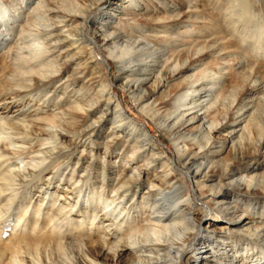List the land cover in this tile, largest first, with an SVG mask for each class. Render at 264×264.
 Listing matches in <instances>:
<instances>
[{"label":"rangeland","instance_id":"rangeland-1","mask_svg":"<svg viewBox=\"0 0 264 264\" xmlns=\"http://www.w3.org/2000/svg\"><path fill=\"white\" fill-rule=\"evenodd\" d=\"M40 1L29 0V3L26 5L24 3L21 4L19 0L13 1L15 8L13 7L14 9L12 11H14L13 15L15 18L10 19L13 21L14 27H12L9 35H5L4 32L3 34L5 36L1 35L4 41L0 43V92L4 86L3 82L6 81L3 78L2 69L13 62L10 58L14 56L15 52H23L24 54L25 50H27L26 48H28L30 50L32 49V54H35L34 52H37V49L42 50L45 48L49 52L43 55L39 61H42L40 64L48 61L53 66V69H55V66L59 68L64 65L65 67L60 72L51 73V76H54L55 79L47 88L20 101L7 104V108H4L5 104H1V102H9L11 95H0V124L3 121L16 122L20 120L18 127H13L0 133V144L5 147L2 139L6 138L5 136L8 134L14 137L19 136L22 129L23 133L29 135H31V131L37 134L40 130H48L54 124V120H56L54 117L60 118L61 116L60 119L67 118L69 116L67 114L69 113L68 110L77 113L78 119L76 120H79V122L76 129H67L68 131L66 129H58L55 131L56 136L51 137L50 140L35 138L31 142L28 140L27 143L19 145L20 148H23L24 152H28L26 156H31L34 161L38 158V150L53 148L55 152L58 150L63 151L67 153L66 155L68 157L63 159V161L61 160L60 164H57V161H53V164L44 167L47 163L46 161L42 165L44 168H41L42 166L39 168L30 166L29 157L23 158L17 157V155L12 156L11 154L2 156L3 159L7 160L8 166L5 169H0V178L11 177L15 172L31 169L33 174L38 175V179L36 177L34 183L26 190L24 188L20 189V185H18L20 184V180L18 178L13 181L14 185L12 187H9L11 185L10 180H4L5 186L8 189L0 195V213L9 211V217L0 219V243L5 244V242L12 240L11 238L13 237L10 235L13 229L12 226L17 223L20 211L25 206H29L30 208L28 211L29 214L23 218L22 224L27 220L30 221V219L33 220L39 216L41 221L38 230H46L47 232L48 229L49 234L52 231L53 222L58 218L57 222H59L60 218H62L61 215H58L59 209H63L66 212L71 205L72 210L69 215L67 214L69 220L67 218L58 225L64 233L67 230H76L75 228L77 227L80 230L76 232L77 234L75 236H70L71 238L68 236L69 239H72V243L75 244L70 250L71 253L66 249L46 250L43 253L41 252L42 250H39L36 253L34 262H37V264H76L73 255L79 254L78 257L84 259V253L81 251V245L76 248V239L74 237L81 234L79 236V241H81L86 239L87 235H93L95 233L93 240H97L98 236L105 238L101 233L102 229L111 228L110 232L115 229L113 228L115 224L112 227L104 225L106 218H102V214L111 213L112 216L117 217V221L122 216H128L127 222L123 223L121 227H117L120 233L126 230L128 233H132L137 224L142 226V228H148L149 224L155 226L157 223L156 220H154L155 223H149L154 216H163L174 210H178L177 214L184 212L187 208V197L184 195L186 188H188L192 197L188 207L203 208L206 212L203 216H200L194 209H190L189 214L185 216V218L189 217L192 220L199 219L200 222L197 231L193 234L191 242L183 251L181 264H202L201 262L205 264H219V261H222L219 257L232 254V251H229L230 246H228L226 240L221 241V238H219V236H223V233H221L223 230L226 232H237L247 237H255L259 229H247L249 224L246 223L248 220L246 219L245 213L240 216L241 211H236L232 217L225 216L224 214H216L218 206L224 207L226 203L231 204L235 198L229 197L223 201L224 204L217 202L214 205L197 200V192L200 188L197 185L202 181L205 185L214 184V182L208 181L209 179H203L202 177L196 181L185 167L184 169L180 167L181 159L178 157L181 151L195 148L192 145V141L185 140L184 142L182 136H202L203 131L209 140L203 142L200 151H209V153L206 157L201 155L197 159V164H200L201 167L207 165L215 167L224 161L223 158L229 159L233 155H236L235 147L242 146V141L240 142L236 138V135L242 132L245 141L247 139L248 142H251L255 146L257 158L249 162L245 169L237 173L238 176L236 175L235 178H240L242 183L241 190H246L245 182L249 181V176L257 171L260 173L264 172V142L262 141V134H257L255 138H252L246 129L247 117L252 114L249 108L254 102L262 99L264 94V69L261 68L262 73L258 74L259 79L262 81L261 86L259 85L260 88L244 99V103L248 107L232 116L233 125L226 124L228 122V116L225 113L237 103L235 101L236 96L221 97L219 93L221 86L225 83L224 80L230 77V73L248 71L256 66L257 57L261 56L262 51H264L263 48L259 44L253 45V43L246 47L247 52L240 48L223 49L221 47L223 42L221 36L217 33H212L215 25L220 22V18H217V15H213L211 12V9L216 6L214 4H217L216 1L218 2L219 0H101L88 16L86 30L87 41L80 45L76 42L73 45V49V46L71 47L70 45L71 42H68L69 38L64 44L53 47L54 43L48 41L49 39H46L43 33H41L40 38H38L39 36H35L36 32L40 33L41 30L45 29L47 32L49 30V28L42 25L45 19H48L47 12L44 11L47 8L42 6L38 11L35 10L36 12L33 11V13H30L29 6L38 5ZM91 1L73 0V3L82 7L83 4H89L88 2ZM210 3L213 4L212 7ZM154 4L157 6L154 7ZM234 4L236 5L237 1H234ZM251 4L252 8L250 10L252 14L259 12L258 16L263 18L264 0H253ZM3 8L4 0H0V11ZM170 14L177 16L176 24L168 22L169 19H165L166 21L163 20L165 23L160 21L159 18L163 19L166 15L168 16ZM31 17H40V20L37 19L34 20V24L31 23L34 25H32L33 27L27 24V20ZM151 18L153 22L159 19L161 23L158 24L161 26H147L145 23ZM70 23H60V26H62L59 32L62 31L60 33L62 36L58 40L67 36L69 31L71 32V30L78 28L76 22ZM164 25H168V28L166 29ZM40 28L41 30L39 32L38 29ZM25 29L30 30L31 37L26 38L23 43L20 40V35L17 33ZM93 29L98 30L93 34V38L96 41H93L89 37L93 33ZM111 31H113V34L109 38L113 37V35L117 36V38L122 35L118 38V44L120 46L135 41L134 47L143 46L145 49H154L156 51L155 56H143L139 58L141 64L151 67L156 66L155 64H161L164 68H178L180 64L184 67L188 65L189 59L187 56H184L183 60H178L175 55L177 51L188 50V55H192L196 59L199 56L197 52L201 48L203 49L202 52H205V45L212 46V49L209 48L210 52L202 56L203 58H200V60L196 59V62L194 61L193 65L187 71L183 72L182 75L179 74L165 82L164 87L159 89L158 92H153L152 90V75L147 76L148 79L141 86L149 92V95L147 99L138 103L131 96L128 90L129 86H125V83H122L123 81L117 78V67L120 66V63H117L114 60L115 58L112 57L117 50L115 49L114 52L110 53L111 45L103 46L99 42L104 34H109ZM251 35L254 37L256 33ZM160 36H162L161 40L163 42L159 41ZM261 36L264 37V30L261 32ZM111 41L112 39L109 40V43ZM84 45H87V48L95 46V54L100 58V61L106 60V63L103 61V64L107 68L105 71L106 83L110 86L112 93L105 91L101 98L97 94L101 87L96 84L91 86V82L88 81L91 70L89 69L88 71L86 68L87 64H85V60L75 57L71 59V56L76 53L79 56L77 51L79 47ZM217 47H219L218 50H215ZM255 49L256 53L253 52ZM136 59L135 55H127L125 56L123 64L132 65ZM43 68L45 67L38 66L35 69L39 70L38 74L47 73L45 70H42ZM99 70V68L93 69L95 76L99 75V73H96ZM125 73L129 75L128 77H131L130 72L126 71ZM126 74H122V76L124 77ZM33 75L36 74L29 72V77ZM204 75L205 80L209 81L206 87L187 90L188 95L196 100L195 104H187L186 107L172 114L164 124L155 120L157 116L167 115L170 107L162 103L178 91L182 84L184 85L186 82L193 81ZM34 81L35 79L32 78V82ZM16 89L28 92L25 88L17 87ZM111 94L115 95L113 97L117 99L115 103L118 102L120 104L122 110L120 109L119 113L122 114L121 118H125L126 122L119 121L121 119H119L120 117L116 113L119 107L115 108V103L109 105V108L105 106L104 99L112 96ZM75 98L84 100L82 102V109H71V106H73L72 102ZM183 103V100L175 102L176 105ZM84 104H87V106ZM114 108L116 110L113 113ZM86 109H89V111ZM217 109L222 112L219 117L217 115ZM247 109L250 111H246ZM191 117L192 119L188 121ZM95 121L98 122L95 123ZM128 121L136 123L135 126H130ZM172 122L177 123V125L175 124L172 129L167 130V124ZM180 122L183 124L178 125ZM92 123H95L94 130L92 127H87ZM140 128L148 134L149 142L144 140L146 136L143 137L141 135ZM114 138L116 139L113 141ZM50 141H53V143ZM211 143H214L212 145L213 147H210ZM150 144H153V150H149L148 147ZM4 151L9 152V150ZM154 152L161 154V158L163 157L161 162H175L171 173L177 174L182 178L181 185L179 187L175 185L172 188V190L179 188V191H181V196L177 198V203L174 206H169L171 199L163 194L167 191V184H163L159 180V178H162L160 176H162V170H164L165 165H161L160 161L158 164L153 158L151 160L149 159L151 156L154 157ZM210 159L213 161L212 165L209 163ZM144 163L148 165L145 166ZM133 174L140 181L139 185L135 187L129 183L134 177ZM121 182L125 184L124 187L118 191H113L120 186ZM74 187H76L77 191L72 194L69 190ZM250 188H248V192ZM126 189L128 192L124 191ZM149 193L153 195L149 197L150 200L146 203L147 198L145 199V197ZM66 195L68 198L65 197ZM13 197L15 198L13 199ZM238 199H242L243 201L245 198L243 195H240ZM155 200H165L166 204L163 206L168 208H163L159 212H156L155 207H153ZM94 205L97 206V217L93 224H88L90 221L87 219H90L92 213L91 207ZM52 218L53 221L50 223ZM82 220L83 223L80 224ZM66 221H68L67 225L65 224ZM51 225L52 227H50ZM91 225L92 230L90 229ZM31 226L32 224L27 226L25 232H29L27 230ZM221 227L222 231L219 233ZM153 229L156 230L155 227ZM45 233L42 234L43 238ZM24 234L22 232L19 238ZM34 234V238L37 237V234ZM155 234L154 237L156 239L158 238L160 242L165 237L159 232ZM165 234L166 237H171L170 233ZM203 235L205 237L209 235L213 236L212 239L214 241L218 239L222 243L215 249H210L208 246L205 247L206 245L201 244L202 241L200 240ZM47 237L48 235L45 236L43 242L47 241ZM134 238L135 240L144 239V236L142 234H136ZM235 242L238 245L237 247H241L242 249L247 247L241 240ZM129 246V248L136 247L138 244L129 243ZM28 247H24V254ZM83 248L82 246V250ZM99 248L102 255H100L98 260L101 264H116L115 258L112 260V257H110L111 254L108 253L109 250L106 246L100 245ZM221 252H223V255H221ZM130 253V249L124 251L123 260L118 264H134L135 260ZM158 253L155 259L153 258L152 260L156 261L157 264H166L162 262L163 259L161 257L163 252L160 251ZM259 253L260 256H264V250H260ZM24 254L22 255L23 258L2 257L0 258V264H20L19 259L24 260L21 264H27L29 255L24 257ZM173 254L171 252L168 256L172 257ZM143 257L140 256V259H143ZM254 259L244 258L241 262L240 257L232 258L229 264H256ZM220 264H223V262H220Z\"/></svg>","mask_w":264,"mask_h":264},{"label":"bare ground","instance_id":"bare-ground-1","mask_svg":"<svg viewBox=\"0 0 264 264\" xmlns=\"http://www.w3.org/2000/svg\"><path fill=\"white\" fill-rule=\"evenodd\" d=\"M13 1L17 0H4V8L0 11V43L3 42V36L1 35H9L10 31L12 30L13 21L10 18H15L14 9L15 3ZM25 5L29 3V0H19ZM101 0H92L91 2H88L89 4H83L82 7L80 5H76L73 3V0H41L40 4L35 6H29L30 13H33V11H38L39 8L42 6L45 9L44 11L47 12L48 19H45L44 25L46 28H49V30L46 32L45 30L38 29V31L41 32L35 33V36H40L43 33V36H45L46 39H49L48 41L53 42L54 46L57 47L60 44H64L67 39L68 42H71V47L77 44L80 45L83 42L87 41L86 39V30H87V19L89 14L92 12L93 8L96 7ZM226 1V2H225ZM234 1H237V4H234ZM253 1V0H252ZM252 1L251 0H224L223 3L222 0L216 1L217 4H214V6L211 10L213 15H217V18H220V22H218L212 33H217L221 36V39L223 40L221 47L223 49L227 48H234V49H243L245 52H247L248 45L251 43L259 44L263 50H264V37L261 36V32L264 30V17L260 18L259 12H256L255 14H252L251 8H252ZM39 3V2H38ZM64 4V5H63ZM212 7V3H210ZM82 5V4H81ZM130 5V4H129ZM163 5V4H162ZM157 5L154 4V7ZM14 7V8H13ZM56 7V8H53ZM16 10V9H15ZM35 11V12H36ZM12 12V13H11ZM172 13V12H171ZM7 14V15H6ZM253 16H252V15ZM264 16V15H262ZM176 15H166L165 18L160 19L162 23H165L163 20L169 19L168 22H172L171 24H176ZM40 17H31L27 20V24L31 27L34 25V20H40ZM156 19V18H155ZM159 19L156 20V22H153V19L151 18L148 20V22L145 24L158 27L161 26L158 23ZM214 19V18H213ZM166 21V20H165ZM176 21V22H175ZM66 23L71 22L70 24L76 22V26L78 28H74L75 30L69 31L67 36H64L58 40L59 37L62 35L60 34L62 31L59 32V29H61L60 23ZM174 22V23H173ZM217 22V21H216ZM33 23V24H31ZM33 25V26H32ZM164 27L167 29L168 25H164ZM203 27V26H202ZM98 30L93 29V33L89 36L93 39V41H96L95 38H93V34L96 33ZM4 32V34H3ZM67 32V31H66ZM256 33L254 37L251 34ZM20 35L21 42H25L24 40L26 38H30V30L25 29L22 32L17 33ZM113 34V31H111L109 34H104L103 38L99 41L103 46L105 45H111L110 53L114 52L116 49L117 51L114 52V55L112 56L115 58L114 60L117 63H120V66L117 67V78L121 79L125 83V86H129L128 90L130 91L131 96L134 98V101H137L138 103L144 99L148 98L149 92L144 90L142 88V83L145 82L148 78L147 76L152 75L151 79L153 80L151 83L153 92H158L159 89L163 88L165 85V82L173 79L177 75L181 74L191 65H193V62L196 59L203 58L202 56H205L209 51V48L212 46L205 45V52H202L203 49L199 52H197V55L199 56L194 59L192 55H188V50L184 51H177L176 57L178 60H183L184 56H187L189 59V63L187 66L182 67L181 64L178 66V68H167L163 67L161 64H155L156 66H149V65H143L141 62H139V58H142L143 56H155L156 51L154 49H145L143 46L141 47H134L135 41L131 42L130 44H125L123 46H120L118 44V36H114L109 38ZM4 35V36H5ZM33 36V37H35ZM252 36V37H251ZM161 37L159 38L160 42H163L161 40ZM112 39V41L109 43V40ZM68 44V43H67ZM66 44V45H67ZM77 45V46H78ZM70 48V46H69ZM77 48V47H76ZM219 47H217L215 50H218ZM23 49V47H22ZM25 50L24 55L23 52H15L14 56H12L10 59L13 61L11 64L7 65L6 68H3V78L6 80L3 82L4 86L2 91L0 92V95H11L9 102H1V104H5L4 108H7V104H10L12 102L20 101L23 98H26L28 96H32L36 94L37 92L42 91L43 89L47 88L55 79L54 76H51V73L54 72H60L65 67L62 65L61 67L55 66L53 69L52 65L46 61L42 64L40 59H42L43 55L49 52L47 49H37V52H34L35 54H32V49ZM74 49V46H73ZM81 49V50H80ZM212 49V48H211ZM21 50V49H20ZM80 50V51H79ZM78 55L77 53L71 56V59L73 57L75 58H81L84 59L85 64H87V69L90 71V78L88 81H90V85L96 84L100 86L101 88L97 92L98 97H103L105 91H110L112 93V90L110 89V86L107 85L106 80V67L103 64V61L106 63V60L100 61V58L97 57L95 54V46L91 48H87V45L79 47ZM254 50V49H253ZM32 52V53H31ZM256 53L255 51H253ZM109 53V55H110ZM187 54V55H186ZM127 55H135L136 60L133 62L132 65H125L123 64V61L125 59V56ZM67 56V55H66ZM111 56V55H110ZM74 58V59H75ZM257 64L255 67L251 68L248 71L244 72H234L230 73V77L228 79L224 80V85L220 88V96L221 97H227L236 96L237 103L232 109H229L225 114L228 116V122L227 125H231L233 123V118L235 114L239 113L240 111L246 109L248 106L246 103H244V99L254 91H257L260 87L259 85L262 83V81L259 79L258 74L262 73L261 68L264 69V51H262V54L260 57H257ZM179 62V61H178ZM196 62V61H195ZM195 64V63H194ZM41 66L45 67L42 70H45L47 73L44 74H38L39 70H36L35 68ZM50 67L49 69H47ZM163 67V68H162ZM99 68V71H96V73H99V75L95 76L93 69ZM128 71L131 73V77H128L125 72ZM29 72H34L36 75H33L32 77H29ZM124 75V77L122 76ZM180 75V76H181ZM205 75L203 77L196 78L193 81H188L184 85L182 84L178 91H176L170 98L165 100L162 104L169 105V112L165 116H157L156 121L162 122L164 124L169 117L172 116L175 112L179 111L180 109L187 106V104H195L196 100L188 95L187 90L192 89L195 90L197 88H203L206 87L207 84H209L208 80H205ZM32 78L35 79L34 82H32ZM204 78V79H203ZM208 79V78H207ZM217 80V79H216ZM261 86V85H260ZM25 88L28 92L18 90L16 88ZM191 91V90H190ZM108 93V92H107ZM109 94V93H108ZM112 95V94H111ZM115 95H112L108 98L104 99L105 106L109 108V105L114 104L115 101H117L116 98H114ZM5 100V99H4ZM183 100V104L176 105V101ZM82 99L75 98L73 100V106H71V109H82L83 108V102ZM175 101V102H173ZM161 104V103H160ZM87 106V104H84ZM89 106V105H88ZM119 107L118 110L115 108ZM106 108V109H107ZM115 108L113 109V113L116 110L117 116L120 117L119 121H125V118H121L122 114L119 113L120 104L118 102L115 103ZM112 109V108H111ZM252 112V114L248 115V119L246 122V129L247 132L252 136V138H255L257 134H262V141L264 142V94L262 99H259L257 102H254L253 105L249 108ZM247 109L246 111H248ZM89 111V109H86ZM218 110V109H217ZM249 110V111H250ZM69 113H67L69 116L67 118L58 119L56 116L54 117L56 120H54V124L50 126V129L46 130H40L39 133H33L30 132L31 135L27 133H23V129L20 132L19 136L14 137L13 135H7L6 138H3L2 141L4 142V146L0 144V169H5L7 167V160L3 159L2 156H7L11 154L12 156L17 155V157H29L26 156L28 152H24L23 148H20L19 145L25 144L28 142H31L32 139H38V138H45L47 140H50L51 137L56 136L55 131L58 129L67 130V129H76V126L79 122L77 113H73L72 110H68ZM221 111L218 110V117L221 115ZM224 114V115H225ZM195 116V115H194ZM115 117V116H114ZM217 118V117H216ZM115 119V118H114ZM176 119V118H175ZM192 117L189 120H191ZM177 121V119H176ZM98 122V121H97ZM95 121V123H97ZM124 122V123H125ZM38 123V122H37ZM41 123V122H40ZM95 123L90 124L87 127H92V129H95ZM117 123V122H116ZM20 124V120L14 121V122H8L3 121L2 124H0V133L3 131L12 129L13 127H18ZM128 124L130 126H135L136 123L132 121H128ZM177 125V123L172 122L167 124V130L172 129L173 126ZM183 123L180 122L178 125H182ZM121 125V124H120ZM233 125V124H232ZM118 126V125H117ZM116 126V127H117ZM68 131V130H67ZM141 135H143L144 140L149 142V136L148 134L142 129H139ZM78 134V133H76ZM80 135V134H79ZM77 136V135H76ZM80 137V136H79ZM29 138V139H28ZM147 138V139H146ZM181 138V137H180ZM236 138L239 139V141H242L241 147H235L236 155H233L231 158H223L224 161L216 165L215 167H210L209 165L205 167H201L200 164H197V159L203 155L208 156L209 151L201 152L200 149L202 148L203 142H207L209 138L206 137V134L202 131V136L195 135L192 137H183L182 139L186 141H192V145H194V149L187 150V151H181L179 155V159H181L180 167L182 169H185L189 172L190 175H193L194 179L198 181L200 177L203 179H209L208 181L214 182L208 185H205L202 182H200L197 187L199 186L198 193V201H203L206 204L214 205L215 203H223L225 199L229 197L235 198L232 203H226L224 205L226 206H218V209L216 210V214H224L225 216H233L236 211H241L240 216H242L243 213L246 215V219L248 220L249 225L247 226V229L254 228L259 229L255 237L252 236H243L238 234L237 232H226L225 230L222 231V227L219 230V233H223V236H219L221 238V241H225L228 243V246H230L229 251H232V254L228 255L226 254L223 257H219L223 262V264H229V262L232 260V258H239L240 261L245 258H250L251 260L254 259L256 264H264V256H260L259 251L264 250V172H256L252 173L253 175L249 176V181L245 182L246 190H241L242 183L240 181V178H235L237 173L240 170H243L246 168V166L249 164V162L256 160L257 158V150L255 149V146L252 145L251 142H248L247 139L245 141V137L243 136V133L240 132L238 135H236ZM116 138L113 139V141ZM126 140V139H125ZM182 140V141H183ZM181 141V142H182ZM53 143V141H50ZM135 143V142H134ZM214 143H211L210 147ZM135 145V144H134ZM132 145V146H134ZM139 146V145H138ZM213 147V146H212ZM56 148V147H54ZM133 148V147H132ZM138 148V147H137ZM140 148V146H139ZM149 150H153V144L149 145ZM198 148V149H197ZM9 150V152L4 151ZM137 150V149H136ZM38 158L36 161L32 159L30 156V166L32 167H41L46 161L47 163L44 165V167H48L49 165L53 164V161H57V164H60V161L68 157L66 155L67 153L57 151L55 152L53 148H49L46 150H38ZM132 155V153H131ZM154 157L152 158L154 161H156L159 164V161L161 162V154L158 152L153 153ZM202 156V157H203ZM166 157V156H164ZM209 160V159H208ZM210 159V164H213V161ZM6 164V166H5ZM145 164V163H144ZM161 165H165L164 170H162V178H159V180L163 184H167L166 193H163L165 196L170 197L171 201L169 206H174L177 203V198L181 196V191H179V188L176 190H172L173 186L177 185L178 187L181 185L182 178L174 173H171L173 170V166L175 165V162L169 161L166 163V161L161 162ZM148 164H145L147 166ZM43 166L41 168H44ZM109 169V167H108ZM261 171V170H260ZM33 171L31 169L22 170L20 172H15L11 177H3L0 178V195L2 192L6 191L8 188L5 186L4 180H10L11 185L9 187H12L14 185L13 181L18 178L20 180V189L24 188L25 190L30 187L32 183H34V179H38V175L33 174ZM255 172V171H254ZM73 175V174H72ZM134 175V174H133ZM238 176V175H237ZM241 177V175H239ZM133 177V176H132ZM237 179V180H235ZM233 180H235L233 182ZM70 183V182H69ZM131 186L133 187L138 186L140 181H138V177L134 175L132 180L129 182ZM172 183V185H170ZM152 185V183H150ZM244 184V183H243ZM16 185V184H15ZM72 185V184H69ZM124 183L121 182L120 186L113 191H118L122 187H124ZM170 185V186H169ZM250 188V191L248 192V188ZM70 193H74L76 190V187L69 190ZM128 192V190H124ZM184 195L187 197V208L184 210V212H180L177 214L178 210H174L173 212H170L163 216H154L152 218L151 222L149 223H155L154 220H156V225L153 226L149 224L148 228H142V226H137L134 228V231L132 233H128L127 230L120 233V231L117 229V227H121L123 223L127 222V217L122 216L118 221L117 217L112 216L111 213L109 214H102V218H106V221L104 222V225L111 226L115 224V228L112 232L111 228L108 229H102L101 233L104 235L105 238H102V236H98L97 240H93L95 233L93 235L89 234L86 236V239L79 241V236L77 235L74 237L76 239V248H78L79 245H81V251L84 253V259L81 257V259L78 257L79 254L73 255L76 264H101L98 260L100 255H102L101 250L99 246H106L109 250L108 253H110V257H112V260L115 258V263L118 264L121 260H123V253L127 249H130V254L132 255V258H134V264H157L156 261H153L152 259H155V256H157L158 252H163L162 259L163 263L166 264H181V256L184 253L183 251L186 249V246L189 245L191 242V239L193 237V234L197 231L199 219L192 220L189 217H186L189 214L190 209H194L195 212H198L200 216H203L206 212L203 208H193L188 207V204L191 203L192 197L191 193L186 188L184 190ZM162 193V192H161ZM125 194V193H124ZM16 195V193H15ZM14 195V196H15ZM153 194L149 193L146 199V203L150 200L149 197H151ZM243 195L245 198L243 201L242 199H238V196ZM66 198L67 195L65 196ZM15 197H13L14 199ZM122 198V197H121ZM167 198V197H166ZM169 200V199H168ZM9 201V199H8ZM142 201V200H141ZM227 202V201H226ZM262 203V204H260ZM156 212H159V210L164 207L163 205L166 204L165 200H158L154 202ZM168 204V203H167ZM221 205V204H220ZM263 205V206H262ZM29 206H25L20 211V215L17 218V223L12 226V232H11V238L12 240H9L5 242V244L0 243V258L5 256H10L12 258H23L22 255L24 254V247L29 246L26 249V253L24 254V257L28 256L27 258V264H37V262H34V258L36 256V253L40 250L43 253L46 250L54 251V250H71L72 247H74L75 244L72 243V239L70 236H75L80 230L79 228H75L76 230H67L66 233L61 230L60 227H58L59 223L65 219H67V214L69 215L72 207L70 205V208L64 212L63 209H59L58 215H61L62 218H60V221L57 222V219L55 222H53L52 225V231L48 234L46 230H38L39 223L41 221V218L37 216L35 219L27 220L25 223L22 224L23 218L27 217ZM20 209V208H19ZM97 206L94 205L91 207V217L90 219H87L90 221L88 224H93L95 221V218L97 217L96 214ZM124 210V209H123ZM9 211H6V213H0V219L9 217ZM31 213V212H30ZM194 213V212H193ZM31 215V214H30ZM29 217V215H28ZM194 219V218H193ZM69 220V218H68ZM53 218L50 220V223H52ZM176 221V222H175ZM5 222V221H4ZM32 222V223H31ZM68 221L65 222L67 225ZM21 223V224H20ZM83 223V220L80 222V224ZM3 224V223H2ZM31 226V228L25 232V229L27 226ZM73 227V226H72ZM92 225L90 226L91 229ZM156 228L153 229V228ZM89 229V230H90ZM92 230V229H91ZM194 230V232H193ZM155 231V232H154ZM25 233L23 236L19 238V235L21 233ZM46 232V233H45ZM156 232H159L160 234H163L165 237L161 242L154 237ZM34 233L37 234V237L34 238ZM43 233H45L44 238L46 235L48 237L46 238L47 241L43 242ZM165 233H170L171 237H166ZM136 234H142L144 236V239H137L135 240L134 236ZM253 234V233H252ZM33 236V237H32ZM69 236V238H68ZM259 236V237H258ZM213 236H207L200 239L205 247H210V249H215L217 246H219L222 242L220 240L214 241L212 239ZM118 238V239H117ZM19 239V240H18ZM69 239V240H67ZM78 240V241H77ZM157 240V241H156ZM241 240L243 244H245L244 249L241 247H237V243L235 241ZM129 243L131 244H138L136 247L129 248ZM218 244V245H217ZM82 246L84 247L82 250ZM248 248V249H247ZM259 250V251H258ZM219 251V249H218ZM217 251V252H218ZM174 253L173 256L169 257L168 254ZM71 253V251H70ZM138 253V254H137ZM245 254V255H244ZM221 255H223V252H221ZM232 255V256H231ZM244 255V256H243ZM140 256H144L143 259H140ZM146 258V259H145ZM88 259V260H87ZM107 260V259H106ZM189 260V259H188ZM24 262L23 259H19V263L21 264ZM205 262V261H204ZM202 264H205L201 262ZM105 264V263H104ZM107 264V263H106ZM241 264V263H237Z\"/></svg>","mask_w":264,"mask_h":264}]
</instances>
